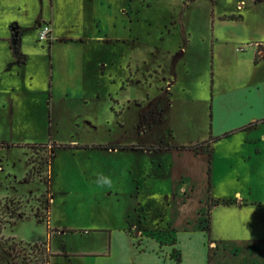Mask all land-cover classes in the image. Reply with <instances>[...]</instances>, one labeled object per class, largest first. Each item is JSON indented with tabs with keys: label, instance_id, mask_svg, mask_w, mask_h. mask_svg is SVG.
Instances as JSON below:
<instances>
[{
	"label": "rangeland",
	"instance_id": "374dc122",
	"mask_svg": "<svg viewBox=\"0 0 264 264\" xmlns=\"http://www.w3.org/2000/svg\"><path fill=\"white\" fill-rule=\"evenodd\" d=\"M53 5L0 0L2 59L15 31L25 57V67L0 77L2 238L47 243L50 264H81L61 255L105 252L109 232L125 250L129 232L162 264L176 261L171 228L183 199L174 202L173 193L191 181L185 209L194 217L207 198L208 156L157 146L218 139L210 147L211 198L250 190L264 197L263 0H68L65 7L55 0V12ZM52 13L63 35L82 39L80 47L38 42L37 22ZM35 144L43 146L30 149ZM257 147L258 164L241 159ZM50 197L46 225L36 219L47 217ZM207 215L198 216L203 227ZM195 235H176L186 264L201 248ZM135 256L137 264H153Z\"/></svg>",
	"mask_w": 264,
	"mask_h": 264
},
{
	"label": "crops",
	"instance_id": "0c3cea01",
	"mask_svg": "<svg viewBox=\"0 0 264 264\" xmlns=\"http://www.w3.org/2000/svg\"><path fill=\"white\" fill-rule=\"evenodd\" d=\"M71 1L72 0H70V2ZM67 2L68 0H64V7L65 3ZM51 9L55 12V0L54 5L53 7H51ZM120 10L121 12L127 11L125 7L120 8ZM52 14L53 15L50 20H48V23L50 24L51 28V39L55 38L54 43H59L61 46L67 45L63 47H80L82 45V39H79L77 36H73L69 39L66 37V35H63L61 29L57 25V17L55 16V13ZM35 31H37V28H35ZM100 33H102V31L98 30V40H100L101 42H108L105 39L106 35H100ZM67 42L68 44H65ZM50 45L52 46V44ZM3 49L6 53V58L2 59V54L0 53V77L2 76L4 78L5 75L3 74L6 70L17 73L20 68L25 67V64L19 65L16 59L12 56L9 40H7L6 45L3 46ZM182 50L183 49H181V51ZM21 55L23 56L22 53ZM261 55L264 57V50L261 51ZM8 77H10V75ZM252 85L253 83H249V85L247 86H250L251 88ZM0 100L4 101L3 99ZM9 102L12 103V100H9ZM254 119L255 118H251L250 120ZM262 123H264V121ZM241 128H243L241 130H245L244 126ZM249 128L250 127H248L246 130H248ZM260 138V142L264 143V134H262ZM247 140L250 141L252 139H246L243 142L245 143L247 142ZM183 152L184 151H177L176 153L178 154ZM189 152L195 158L204 155L203 153L194 154L191 151ZM260 157V151L257 147L254 152H249L248 155H243L241 159H243V161L250 160V162L258 164V162L260 161ZM230 163L231 162L228 161V169L231 166ZM213 171H215L214 166L212 167V174L214 173ZM182 178L184 177L182 176ZM190 182L191 181H184V184L178 187L179 192L173 193L174 202L176 200L183 199V208L181 214L179 215L180 220L177 221L178 225H172L173 228H171L172 233L175 237L174 239L176 240L175 251L180 254V262L177 263L174 260L167 259L164 264H186L187 256L186 254L181 253L177 245L176 235L179 232L194 236H196V233H199V236L201 237V248L193 255L194 264H264V197L260 198L252 190L245 194H243L241 191H235L231 195V197H220L219 200L235 199L238 204H233L230 206L218 205L212 207L209 212V234L206 235V233L199 226L200 220L198 219V216H201V214L206 211L207 198L195 209L196 212L194 217L191 218L189 216V213L187 212V209H185L186 202L190 198L188 196L186 197L185 192L186 190L190 189L191 193L193 188V185ZM192 222L194 224H192ZM123 236L126 242L125 250L121 248L117 243L116 235L109 232L107 234V238L109 239V247L107 251H90L77 255L63 254L61 255V257L65 258L68 262L78 260L79 258L82 261L81 264H137V257L135 256V254L138 253L139 255L143 253V255L145 256L144 259H152L153 264L163 263V258L161 256L158 257L155 252L140 248V246L134 241L135 238L131 235V233L125 232Z\"/></svg>",
	"mask_w": 264,
	"mask_h": 264
},
{
	"label": "trees",
	"instance_id": "16d2710c",
	"mask_svg": "<svg viewBox=\"0 0 264 264\" xmlns=\"http://www.w3.org/2000/svg\"><path fill=\"white\" fill-rule=\"evenodd\" d=\"M264 1V0H263ZM20 33L18 31H15L13 36L10 39V49L12 52V56L16 59V61L19 63V65L25 64V57L21 55L20 53ZM157 123V121H153V124ZM255 124H250L248 127H252ZM228 134H225L224 137H227ZM214 140L218 139H213L212 141H203L197 145L193 146H180V147H170V146H157V150L163 151V150H172L175 149L177 151H192V150H198L200 146L204 147V149L201 150L200 153L206 154L208 156V168H207V202H206V213L208 214V222L206 223V226H202L203 222L200 220L199 221V226L200 228L206 233V235L209 234V212L212 207L218 206V205H223V206H230L233 204H238V202L235 199H229V200H214L210 196L211 192V178H210V160H211V144L214 142ZM37 146H43L41 145H31L30 149L34 150L35 147ZM65 146L58 145L56 146L57 150L65 149ZM98 149H112V150H148V149H153L155 147H139V146H97ZM197 153V152H196ZM199 153V152H198ZM55 153L50 155V159L47 161V165L50 166V161L54 158ZM34 170L31 168L25 178L26 182H29L31 178L33 177ZM51 182V181H50ZM50 200H48V203L45 207L46 211V218H40L36 220L40 221H45L46 225H48V216H49V211H50ZM18 217V216H17ZM20 219V217H19ZM2 223L0 222V264H50V259L55 256L53 253H51L49 246L47 243L43 244H25L22 245V243L16 242L14 238H2L1 237V231L3 227L1 226ZM14 224H12V227ZM48 231V236L49 234V229L47 228ZM50 237V236H49ZM176 240L174 239V242ZM176 258V262H180V254L173 250ZM209 258V257H208ZM209 263V261H208Z\"/></svg>",
	"mask_w": 264,
	"mask_h": 264
},
{
	"label": "built area",
	"instance_id": "2783aa9c",
	"mask_svg": "<svg viewBox=\"0 0 264 264\" xmlns=\"http://www.w3.org/2000/svg\"><path fill=\"white\" fill-rule=\"evenodd\" d=\"M36 28L38 32V42H47L51 39V28L48 22L39 21Z\"/></svg>",
	"mask_w": 264,
	"mask_h": 264
},
{
	"label": "flooded vegetation",
	"instance_id": "af4514ba",
	"mask_svg": "<svg viewBox=\"0 0 264 264\" xmlns=\"http://www.w3.org/2000/svg\"><path fill=\"white\" fill-rule=\"evenodd\" d=\"M158 123V122H157ZM154 124H156V123H154Z\"/></svg>",
	"mask_w": 264,
	"mask_h": 264
}]
</instances>
